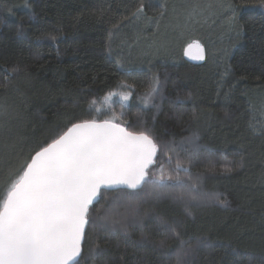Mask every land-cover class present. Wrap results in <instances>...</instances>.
Instances as JSON below:
<instances>
[{"label":"trees","instance_id":"16d2710c","mask_svg":"<svg viewBox=\"0 0 264 264\" xmlns=\"http://www.w3.org/2000/svg\"><path fill=\"white\" fill-rule=\"evenodd\" d=\"M141 3L148 16L165 6L159 25L125 24L110 36ZM192 7L203 14L189 20ZM165 26L158 44L142 46ZM191 42L204 47L202 64L183 58ZM121 85L131 89L129 102L98 109ZM0 106V204L30 150L71 123L113 117L155 138L150 174L159 176L163 165L185 187L199 176V194L227 201L192 203L191 216L170 197L149 201L143 226L130 224L127 237L89 226L80 264H177L181 240L188 247L199 239L209 246H198L188 264H264V0H0ZM178 162L192 180L176 170ZM147 188L125 191L143 195ZM152 213L180 221L179 239L160 235ZM142 233L143 246L134 247ZM96 245L106 251L93 259Z\"/></svg>","mask_w":264,"mask_h":264},{"label":"snow or ice","instance_id":"6c2138e0","mask_svg":"<svg viewBox=\"0 0 264 264\" xmlns=\"http://www.w3.org/2000/svg\"><path fill=\"white\" fill-rule=\"evenodd\" d=\"M148 7L145 3L138 4L113 26L109 35L125 24L159 25L166 14L165 6L161 5L157 16H148L145 11ZM202 14V10L194 7L187 18L194 20ZM194 43L199 52L196 58L203 60V49L198 42ZM158 83L156 80L148 96L158 90ZM112 95L115 93L105 99L110 100ZM128 98V94L121 97L124 101ZM5 112L0 106V115ZM114 119L93 118L71 123L67 131L57 133L46 146L37 145L39 150L34 155L31 154L34 149L29 151L30 161L27 158L22 161V174L12 180L7 197L0 205V264H80L89 226L97 232H122L127 237L130 224L143 226L145 217L149 216L143 205L149 201L154 204L164 197L183 204L186 216L192 215V203L216 202L227 207V201L219 200L216 195L198 193L199 176L185 187L178 175L174 182L171 176L166 177L163 165L159 176L150 174L160 147L155 138L146 131L130 132ZM249 126L254 132L257 130V125L250 123ZM259 131L264 135V125L259 126ZM176 170L188 174L192 180L188 166L178 162ZM225 171L231 172L232 168ZM15 174L10 172L8 178ZM145 185L148 188L143 195L125 191H138ZM152 215L160 235L170 234L179 239L180 221ZM145 239L142 233L140 241L132 244L143 246ZM184 243L181 240L177 264H188V258L198 246H209L204 239H199L195 246L183 247ZM164 246L165 241L161 240L159 247ZM105 251L96 245L89 249V255L95 259Z\"/></svg>","mask_w":264,"mask_h":264},{"label":"rangeland","instance_id":"374dc122","mask_svg":"<svg viewBox=\"0 0 264 264\" xmlns=\"http://www.w3.org/2000/svg\"><path fill=\"white\" fill-rule=\"evenodd\" d=\"M190 3V2H189ZM178 6V3H173L172 4V6H171V8L172 9H174L175 7H177ZM184 6H186V7H188L187 6V4H184ZM193 8V7H192ZM192 8H190L189 9V11L192 9ZM167 26H165V27H163L162 29L160 28V29H158V34H157V36L155 37V38H152L151 40H147L146 42H144V44L142 45L144 48H149V47H152L151 46V44L153 43V42H157V44H158V41L161 39V38H163L167 33H168V28H166ZM184 34H185V32H184ZM183 39V34H182V36L180 37V41ZM151 42V44H149ZM157 44L155 45V46H157ZM154 46V47H155ZM111 93H115V95H112L111 96V99L110 100H106L105 99V97H107V96H105L103 99H102V101L100 102V106L98 107V109H101V110H103V109H106L107 111H108V109L110 108V106H111V104L113 103V102H119V103H121V104H123V105H125V104H127L128 102H129V100H130V94H131V89L130 88H128V87H126L125 85H121V86H119V88H117V90H115L114 92H111ZM124 94H128V96H129V98H128V100L127 101H124V100H122L121 99V97L124 95ZM109 112V111H108ZM8 188V187H7ZM7 188L5 189V190H7ZM206 204H207V202H205ZM204 203V204H205ZM209 203V202H208ZM199 204H201V203H199ZM0 205H2V204H0Z\"/></svg>","mask_w":264,"mask_h":264},{"label":"water","instance_id":"95a60500","mask_svg":"<svg viewBox=\"0 0 264 264\" xmlns=\"http://www.w3.org/2000/svg\"><path fill=\"white\" fill-rule=\"evenodd\" d=\"M199 46L203 49V55H204V59L203 60H200V59H197V55L199 54L198 52V49H197V46H196V43L194 42H191L189 44H187L184 49H183V52H182V55H183V58L191 63V64H195V65H199V64H202L204 61H205V50H204V47L198 43ZM191 45V47H189ZM67 131V129L65 130ZM35 154V153H34ZM33 154V155H34ZM30 161V160H29ZM127 190H132V189H127ZM7 197V196H6ZM6 199V198H5Z\"/></svg>","mask_w":264,"mask_h":264}]
</instances>
